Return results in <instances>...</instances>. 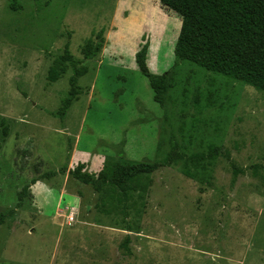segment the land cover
Segmentation results:
<instances>
[{
    "label": "rangeland",
    "instance_id": "1",
    "mask_svg": "<svg viewBox=\"0 0 264 264\" xmlns=\"http://www.w3.org/2000/svg\"><path fill=\"white\" fill-rule=\"evenodd\" d=\"M180 26L158 0H0V264H264V91L177 59ZM145 43L163 105L135 63ZM65 45L86 73L61 116L72 68L47 72ZM168 156L138 210L101 211L69 173Z\"/></svg>",
    "mask_w": 264,
    "mask_h": 264
},
{
    "label": "trees",
    "instance_id": "2",
    "mask_svg": "<svg viewBox=\"0 0 264 264\" xmlns=\"http://www.w3.org/2000/svg\"><path fill=\"white\" fill-rule=\"evenodd\" d=\"M158 1L164 8L172 10L181 18L174 45V55L177 59L189 61L264 91V0ZM102 32V29L97 32L98 40L95 43L86 41L83 46L85 59L94 57L102 48ZM147 50L148 45L145 43L135 53V63L148 79L154 101L163 105V96L170 84V76L167 71L160 75L149 71L146 63ZM66 63L71 65L72 73L68 78L67 95L59 109L61 116L77 99L78 77L86 73V67L72 59L68 45H65L63 54L49 67L47 80L55 82L65 72ZM217 150L215 146H211L205 155L195 156V159H213ZM171 162L170 156L163 161L152 163L108 160L95 175L84 171V163H78L69 173L76 180L91 185L99 193L100 209L108 214L117 207L122 210H138L137 200L143 197L149 187L150 174L159 167L169 166ZM233 167L234 181L238 170L234 165ZM182 172L186 176L195 177V173L186 169ZM25 193L26 188L19 192L18 205ZM4 218L5 213H0V224Z\"/></svg>",
    "mask_w": 264,
    "mask_h": 264
},
{
    "label": "crops",
    "instance_id": "3",
    "mask_svg": "<svg viewBox=\"0 0 264 264\" xmlns=\"http://www.w3.org/2000/svg\"><path fill=\"white\" fill-rule=\"evenodd\" d=\"M78 158H81V160H82L83 162L87 160V158L84 157V155H82V154H79V155H78ZM88 166L98 167V166H99V162H98V160H96V159H91V160H90V164H89Z\"/></svg>",
    "mask_w": 264,
    "mask_h": 264
},
{
    "label": "built area",
    "instance_id": "4",
    "mask_svg": "<svg viewBox=\"0 0 264 264\" xmlns=\"http://www.w3.org/2000/svg\"><path fill=\"white\" fill-rule=\"evenodd\" d=\"M68 220H69V221L73 220V214H69V215H68Z\"/></svg>",
    "mask_w": 264,
    "mask_h": 264
}]
</instances>
